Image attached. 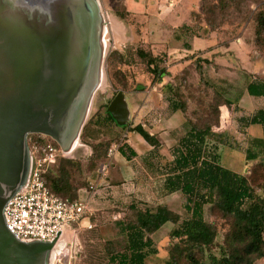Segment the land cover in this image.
Listing matches in <instances>:
<instances>
[{
  "label": "rangeland",
  "instance_id": "1",
  "mask_svg": "<svg viewBox=\"0 0 264 264\" xmlns=\"http://www.w3.org/2000/svg\"><path fill=\"white\" fill-rule=\"evenodd\" d=\"M99 1L107 26L103 89L96 94L89 118L73 150L71 152L62 150L46 173L49 177L48 180H50L67 171L66 180L71 187L75 188V196L78 195V189H81L82 195L91 191L90 183L101 175L98 171L103 166L118 171V168H115L116 165H112L115 158L111 154L116 151L119 152L120 145L125 141H128L139 152H144L147 149L149 144L140 134L132 131L133 127L139 124L143 125L148 132H159L163 144L168 147L166 155L172 156L173 148L185 134V130L183 127L175 131H169L166 128V120L172 114V110L169 108L170 92L167 85H177L180 88L181 100L188 103L187 117L199 118L198 124L200 125L217 123V106L221 102L213 90L200 84V77L196 74L194 64L192 62L185 64L188 58L184 55L189 54L183 51V42L174 40L167 46L172 44L171 46L177 47L165 48V46L154 47L147 41V36L152 29L151 18L155 16V12L152 15L146 14L145 17L132 16L125 11L123 0ZM170 1L172 0H163L165 3ZM173 1L174 8L183 20L180 25L186 23L185 20L187 21L188 18H195L196 9L201 3V0ZM214 1L205 0V4L209 5ZM125 12L128 14L127 17ZM124 15L125 19L122 17ZM213 17L214 27L217 28V43L236 42L240 38L246 37L253 38L258 22L261 17H264V0H233L228 3V7L223 11L217 10ZM191 29L193 30L192 33H190ZM176 34L183 36L186 34V36H190L188 38L193 37L194 34L205 35L203 30H199L197 26L193 25L192 28L185 24L178 27ZM261 38L264 42V32ZM138 48L150 51L156 49L158 52L162 51L163 55L166 54L167 58L162 67L166 68L168 72H172L163 78L162 84L154 80L153 74L148 71L143 60L137 56L136 50ZM174 48H176L175 53L174 50H171ZM220 50L222 49L220 48ZM119 52L121 55H115ZM164 52H167L168 55ZM169 52L173 55L169 56ZM214 66L217 71L221 70V66ZM176 67L183 68L176 71ZM122 78L123 80L120 81ZM241 80L243 82V79ZM214 81L224 88L227 87V83L221 79ZM124 83L128 85L127 91L121 89ZM156 87L158 91L155 90ZM119 92H124L127 96L132 112L131 121L125 125L118 124L119 126L114 122L102 121L101 123L100 120L97 121V117L108 110L109 104ZM220 109V129L228 132L231 140V147L222 148L223 164L230 170L236 168L238 172H244L249 164H245L246 160L244 161L241 150L246 147L247 136L245 130L239 127V114L237 111L228 109L225 104H222ZM51 142L60 147L55 140L43 134H31L28 137L29 147H32L34 143ZM259 162H261L264 170V157ZM63 168L65 171H61ZM249 169L250 167L247 171ZM104 175L108 177L111 172L109 175L107 172ZM105 176L103 177L105 178ZM252 176L255 177L254 191L257 197L264 201V173L262 171L254 172ZM115 180L119 183V179L116 178ZM131 183L133 184L134 181ZM100 189H103L106 195H110L109 185L99 184L97 190ZM132 191L131 199L126 198L111 202L103 211L95 212L93 215H91L90 209L85 218L87 221L81 226L76 225L74 227V237L76 236L75 257H72V248L69 250V242L63 241L58 253L53 257L54 264H66L67 260H69L68 264H109L111 250L113 248L123 250L126 245V237L116 229L117 219L119 220L126 215L128 207L133 202L140 200L151 204V200H155L151 199L148 189L137 190L135 188ZM125 193L128 197L129 192L125 191ZM66 194L61 195L75 197ZM121 195L123 194L121 193ZM155 202L170 206L173 211L182 215V219L187 217V213L184 211L185 198L181 193L161 197ZM204 214L206 221L216 227L217 237L212 245L204 248L203 251L198 250L196 255L204 263L213 264L212 257L220 258L224 252L232 247L231 234L233 233L234 218L223 216L213 204L205 205ZM97 220H99L98 225H94ZM90 222L94 223L93 228L88 227ZM175 226L173 223H168L153 236L156 251L147 258L146 264H192L191 260L186 257L183 240L172 236ZM71 233L72 230L68 231L69 235ZM256 264H264V258L258 260Z\"/></svg>",
  "mask_w": 264,
  "mask_h": 264
},
{
  "label": "water",
  "instance_id": "2",
  "mask_svg": "<svg viewBox=\"0 0 264 264\" xmlns=\"http://www.w3.org/2000/svg\"><path fill=\"white\" fill-rule=\"evenodd\" d=\"M106 33L99 0H0V264H51L58 253V239L14 236L5 207L28 183L29 135L65 152L78 142L103 89ZM108 111L119 125L131 121L124 92ZM75 249L76 236L72 257Z\"/></svg>",
  "mask_w": 264,
  "mask_h": 264
},
{
  "label": "trees",
  "instance_id": "3",
  "mask_svg": "<svg viewBox=\"0 0 264 264\" xmlns=\"http://www.w3.org/2000/svg\"><path fill=\"white\" fill-rule=\"evenodd\" d=\"M232 1L215 0L208 5L205 4V0H201L194 19L200 24H207L211 31H216L213 16L217 10L226 9L228 3ZM122 17L126 18L125 15ZM263 32L264 17H261L252 43L256 51L262 55L264 54V42L261 38ZM136 51L148 71L153 74L154 80L163 83V78L169 74L167 69L162 67L167 58L166 54L155 56L151 51L143 48H138ZM116 54L121 55L120 52ZM194 62L200 74V84L213 90L221 102L217 106V123L200 125L199 118L187 117L188 103L181 100L180 88L177 85H167L170 92L169 107L172 111L181 110L186 115V123L185 134L173 148V161L166 165L167 178L164 190L166 194L175 192L182 194L185 198L184 211L187 217L182 219V215L164 204L153 207L140 200L133 202L128 207L126 215L115 223L118 232L126 237V245L123 250L114 248L111 250L109 264H146L147 258L156 251L153 236L168 223L176 225L172 236L183 240L186 257L192 264H206L197 257L196 253L212 245L217 237L216 227L205 219L204 207L207 204H213L223 216L234 218L232 247L220 258L212 257L213 264H256L258 260L264 258V201L260 200L254 191L255 175L252 176L254 172L264 173L261 162L254 163L246 174H239L223 166L220 153L222 146L231 145L230 136L220 129V107L225 104L230 110L239 111L240 99L228 96L231 93L228 91L231 85L224 88L204 76L201 59H195ZM122 80L123 78L120 81ZM121 89L127 91V83H124ZM246 90L251 96L262 97L264 81L251 75ZM96 120H100L101 123L114 122L118 125L108 110ZM239 123L240 127L253 124L264 127V109L258 110L253 115L240 117ZM132 131L140 134L156 149L161 147L157 135L149 133L143 125L133 127ZM248 141L250 145L246 151L247 160L255 161L264 156L263 138H250ZM119 152L128 160L137 156L136 150L128 141L120 145ZM61 171H65V168ZM67 177L65 171L59 177L50 180L46 175V181L51 190L60 197L70 200L82 198L81 189H78V195L75 196V188L69 185ZM65 193L75 197L61 195Z\"/></svg>",
  "mask_w": 264,
  "mask_h": 264
},
{
  "label": "crops",
  "instance_id": "4",
  "mask_svg": "<svg viewBox=\"0 0 264 264\" xmlns=\"http://www.w3.org/2000/svg\"><path fill=\"white\" fill-rule=\"evenodd\" d=\"M123 6L125 11L132 16L145 17L146 14L150 13V15H152L153 12L156 13L155 16L151 18L152 29L147 36V41L153 44L154 47H177L174 45L171 46L172 44L170 46H167V44L172 43L174 40L181 41L183 42L184 46L183 51L188 52L189 54L184 55L188 58V61L186 60L185 64H190L192 62L195 66L196 74L199 75V77L200 74L196 69V65L194 62L195 59L202 60L201 63L203 65L204 76L209 80L215 82L214 80L221 79L225 81V83H227V87L231 85V88H229L228 90L231 93H229L228 96L240 99L238 102L240 110L237 111V114H239V118L242 116L253 115L258 110L264 109V96H251L246 90V86L251 80V75L257 76L264 81V55L256 51V49L254 48V45L252 43L253 38H240L236 42L225 41L224 43L219 44L216 40L217 32L211 31L207 24L198 23L193 17L188 18L187 21L185 20L186 23H183L182 25L185 24L186 26L192 28L193 25H195L199 30H203L205 35L194 34L191 38H188L190 36H186V34L185 36L178 35L176 34V32L178 27L182 26L180 25V22L183 20L177 12L176 8H174L173 0L169 3H165L163 2V0H123ZM196 10H199V6ZM192 32L193 30L191 29L190 33ZM220 48L222 50H220ZM171 50H174V53L176 52V48ZM151 52L155 56L163 54L162 51L158 52L156 49ZM171 55H173V53L169 52V56ZM214 65H219V67L221 66V70L217 71ZM182 66H184L183 63ZM181 68L183 67H176L175 69L176 71H179ZM240 78L243 79V82ZM158 83L162 84V82ZM155 90L158 91V88L156 87ZM246 109L250 112H248ZM185 123L186 115L181 110L172 111V114H170V116L166 120V128L169 131H175L177 129H181V127L184 128ZM241 128L245 130V134L247 136L246 147L241 150L244 161L246 160L245 164H249L246 167L247 171L249 167L251 168L254 163L258 162L262 157H264L262 156L255 161H249L246 157V151L250 145L248 140L250 138L264 139V127L260 124H253L248 127ZM149 133H151L152 135H157L158 139L161 142L160 148L156 149L147 142L149 144L147 149L144 152H139L129 143L131 147L136 150L137 156L132 160H128L120 152L116 151L115 153L111 154V156L113 155L116 160L115 161L113 159L114 162H112V165H116L115 168H118V171L114 168L110 169L109 167H107L106 172L107 175H109V173L111 172L110 176H105V178L102 177L101 179L99 175L97 176V179L91 181V183L99 181V184H107L110 186L111 190L110 195H106L103 189L97 190L98 192L95 193H93L92 191L87 192L85 195L83 193V199L89 200L91 204V215L95 214V212L98 213L101 210L103 211L105 207L109 206L111 202L120 199L125 200L126 198L131 199V195L133 192L132 190H135V188L137 190L148 189L151 195V199L155 200H158L161 197H169L172 194L180 193L175 192L172 194H166V191L164 190V183L167 178L166 165L170 164L173 161V155H166L168 153V147L163 144V141L160 138L161 134L159 132L155 131ZM229 146L231 147V145ZM223 147L227 146H222L220 148V153L222 155V164L224 162L222 154ZM232 171L239 174H246L248 172H246L245 170L244 172H238L236 168H234ZM139 174L141 175L140 177ZM116 178L119 179V183H117V181L115 180ZM133 181L134 183L132 184L131 182ZM125 191L129 192L128 197H126ZM121 193L123 195H121ZM155 200H151L150 205L160 204L156 203ZM86 221L87 219L83 220L82 224H84ZM98 222L99 220H97V223L95 224L93 222H90V224L98 225Z\"/></svg>",
  "mask_w": 264,
  "mask_h": 264
},
{
  "label": "built area",
  "instance_id": "5",
  "mask_svg": "<svg viewBox=\"0 0 264 264\" xmlns=\"http://www.w3.org/2000/svg\"><path fill=\"white\" fill-rule=\"evenodd\" d=\"M61 151L62 148L52 142L34 143L30 147L32 166L28 183L7 203L5 219L7 228L21 241L51 242L58 239L59 242H69L70 250L74 243V227L81 226L91 204L81 198L70 200L60 197L48 186L46 173ZM98 172L102 179L106 168L103 166ZM98 185L99 181L90 183L93 193L97 192ZM88 227L93 228L94 225L89 224Z\"/></svg>",
  "mask_w": 264,
  "mask_h": 264
},
{
  "label": "bare ground",
  "instance_id": "6",
  "mask_svg": "<svg viewBox=\"0 0 264 264\" xmlns=\"http://www.w3.org/2000/svg\"><path fill=\"white\" fill-rule=\"evenodd\" d=\"M105 36H106V35H105ZM106 42H107V39H106ZM76 143H77V142H76ZM76 143L74 144L73 148L75 147ZM73 148H72V150H73ZM59 246H61V242H59L58 247H59ZM51 264H54V260H53V258H51Z\"/></svg>",
  "mask_w": 264,
  "mask_h": 264
}]
</instances>
